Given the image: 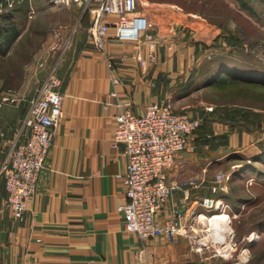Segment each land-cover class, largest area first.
Masks as SVG:
<instances>
[{
    "label": "crops",
    "instance_id": "obj_1",
    "mask_svg": "<svg viewBox=\"0 0 264 264\" xmlns=\"http://www.w3.org/2000/svg\"><path fill=\"white\" fill-rule=\"evenodd\" d=\"M138 10L152 23L154 61L148 59L144 37L115 36L116 15L105 17L110 26L103 48L92 41L90 12L79 19L56 64L63 113L22 220L14 219L7 207L0 177V264H214L210 252L195 251L184 235L174 242L160 232L143 241L123 228L125 186L118 175L125 173L127 163L124 145L113 141L119 110L115 103L129 102L133 112L141 113L149 103L168 99L174 93L167 83L192 82L209 51L207 42L220 35L215 26L176 3L138 0ZM22 106L20 111L1 110L0 167L22 130L28 109ZM195 146L189 141L166 171L169 181L194 185L186 186L187 193L176 187L158 210L156 223L163 227L179 220L206 243L203 229L211 216L203 201L213 198L217 172L210 168L222 158L198 154Z\"/></svg>",
    "mask_w": 264,
    "mask_h": 264
},
{
    "label": "rangeland",
    "instance_id": "obj_2",
    "mask_svg": "<svg viewBox=\"0 0 264 264\" xmlns=\"http://www.w3.org/2000/svg\"><path fill=\"white\" fill-rule=\"evenodd\" d=\"M6 1L0 4V17L12 11L19 36L9 53H0V96L9 92L23 97L19 108L4 106L20 111L22 105L29 107L89 9L75 0ZM247 1L253 14L237 0H164L220 31L207 42L209 51L204 49L200 73L192 82L167 83L174 93L167 97L173 109L200 123L190 144L195 143L198 154L222 158L210 169L231 175L213 184L217 188L212 189L210 209V216L227 212L230 228L219 231L220 239L210 226L203 229L208 246L202 252H210L214 264H264V2Z\"/></svg>",
    "mask_w": 264,
    "mask_h": 264
},
{
    "label": "built area",
    "instance_id": "obj_3",
    "mask_svg": "<svg viewBox=\"0 0 264 264\" xmlns=\"http://www.w3.org/2000/svg\"><path fill=\"white\" fill-rule=\"evenodd\" d=\"M62 1V0H55ZM88 8L91 14L89 27L94 44L103 48L109 33L107 15H116L115 36L120 40L148 41V59H156V42L151 33L152 23L138 10V0H75ZM141 64L146 66V60ZM61 78L56 66L41 84L36 96L31 99L25 114L22 130L12 143L9 153L0 167V177L6 190V204L14 219L24 218L28 201L36 190L42 170L52 146L54 129L62 116L63 93ZM115 95V93H112ZM23 100L16 94L4 92L0 96V136L2 129L1 110L7 104L18 105ZM116 126L113 134L115 144L124 145L123 155L127 168L123 177L125 201L120 209L123 213V228L135 233L145 241L160 232L169 241H177L181 235L190 239L192 248L202 253L208 246L197 235V230L186 227L179 220L171 219L160 227L156 223L158 210L176 188L194 185V181L173 183L167 178V169L174 163L178 153L186 149L191 136L198 130L199 121L187 113L173 109L169 99L149 103L141 113H135L129 102L117 101ZM230 174H216V182L227 181ZM217 187H214L216 191ZM222 188V187H221ZM188 196V195H187ZM186 196V197H187ZM211 209L213 200L204 199Z\"/></svg>",
    "mask_w": 264,
    "mask_h": 264
},
{
    "label": "trees",
    "instance_id": "obj_4",
    "mask_svg": "<svg viewBox=\"0 0 264 264\" xmlns=\"http://www.w3.org/2000/svg\"><path fill=\"white\" fill-rule=\"evenodd\" d=\"M240 4V7L244 10H247L248 12L250 13H254V9L252 6L249 5L248 1L247 0H237ZM264 2V0H262ZM7 4V1L6 0H0V4ZM12 12V11H11ZM7 13L5 15H3L2 17H0V53H5L8 51L10 45L12 44V42H14L16 40V38L19 36V30L17 29L16 25H15V21H13L11 18V15L12 13ZM1 18H3V20H6V23H1ZM228 69L225 68L224 70L222 71H219L221 72V74L223 73H226L225 71H227ZM213 73H218L214 70ZM229 77H233V76H230ZM209 78L210 79H214L212 77V75H209ZM232 79H236V78H232ZM241 80L243 81H247L248 80L250 81V77L248 78H240Z\"/></svg>",
    "mask_w": 264,
    "mask_h": 264
},
{
    "label": "bare ground",
    "instance_id": "obj_5",
    "mask_svg": "<svg viewBox=\"0 0 264 264\" xmlns=\"http://www.w3.org/2000/svg\"><path fill=\"white\" fill-rule=\"evenodd\" d=\"M223 211V210H222ZM215 212V214L213 216H211L210 218V224L209 226L211 227V230L213 229L215 234V237L220 239V233L219 231L221 230L222 232H224V228L221 226V223L224 222L225 224V228L229 229V226L227 225L228 221H229V215L227 214V212ZM208 223V221H207ZM221 228V229H220ZM222 236V235H221Z\"/></svg>",
    "mask_w": 264,
    "mask_h": 264
}]
</instances>
